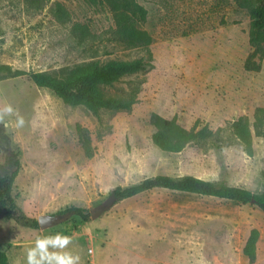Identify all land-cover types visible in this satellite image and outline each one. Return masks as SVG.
Wrapping results in <instances>:
<instances>
[{
    "label": "rangeland",
    "instance_id": "rangeland-1",
    "mask_svg": "<svg viewBox=\"0 0 264 264\" xmlns=\"http://www.w3.org/2000/svg\"><path fill=\"white\" fill-rule=\"evenodd\" d=\"M146 10L141 28L152 38L153 68L122 77L104 93L124 97L139 87L131 110L101 111L94 117L69 106L29 76L0 73V178L16 172L12 197L26 225L0 215V251L8 264H27V250L38 237H72L65 251L80 264H264V213L213 197L153 190L106 206L116 187H128L158 175L193 176L214 184L264 192V138H253L247 155L231 134L239 117L252 121L264 108V58L257 71L244 63L249 17L234 0H136ZM60 4L70 21L53 13ZM87 30L82 43L71 35ZM113 20L101 4L86 0H46L40 10L25 0H0V66L28 74L55 73L97 61L146 58L112 40ZM258 63L257 57L254 58ZM11 105L14 114L3 111ZM23 117L16 126L17 115ZM151 115L180 126L220 130L223 147L193 144L165 153L151 142ZM76 127L88 131L92 158L85 157ZM96 218L70 216L40 229L31 221L69 208ZM252 230L258 232L254 261L243 254Z\"/></svg>",
    "mask_w": 264,
    "mask_h": 264
},
{
    "label": "trees",
    "instance_id": "trees-1",
    "mask_svg": "<svg viewBox=\"0 0 264 264\" xmlns=\"http://www.w3.org/2000/svg\"><path fill=\"white\" fill-rule=\"evenodd\" d=\"M46 0H25L26 4L40 10ZM90 5H104L110 12L114 28L111 31L112 40L129 49H141L146 58L131 61H109L100 64L91 61L61 69L55 73L37 72L28 74L24 71H12L9 66H0V73L6 72L13 76H29L33 84L50 90L54 95L69 106H82L94 117L98 118L101 111L118 112L130 111L136 103L139 87H134L124 97H114L104 93V87H111L122 77L137 73H145L153 68L149 46L152 43L150 35L141 26L146 21V10L136 0H86ZM237 8L245 10L249 17L248 43L253 51L245 60L244 68L257 71L259 63L264 58V0H234ZM60 24L70 21L68 12L57 4L53 13ZM71 35L82 43L88 39L87 30L79 25L71 29ZM258 59L255 64L254 58ZM150 124L155 128L151 136L152 144L165 153H179L193 144H209L216 148L223 147L220 130L211 131L206 126L198 129L195 123L186 129L174 119H164L151 115ZM231 134L238 145L247 154L252 153L253 138H264V108H256L252 114V121L247 117H239L230 124ZM78 143L85 157L92 158L90 136L87 130L76 127ZM16 172L0 178V215L4 220H12L26 225L25 219L18 213L15 200L12 197V185ZM153 190L195 194L230 201L240 205H253L264 213V192L252 193L248 190L214 184L193 176L172 178L158 175L148 178L138 184L128 187H116L111 190L106 199V206H113L118 202L135 197L141 193ZM63 219L77 216L82 221H88L90 214L82 208H69L58 213ZM33 228L38 227L37 221H31ZM258 232L252 230L243 247V254L250 262L255 259ZM0 264H8L7 256L0 251Z\"/></svg>",
    "mask_w": 264,
    "mask_h": 264
},
{
    "label": "clouds",
    "instance_id": "clouds-1",
    "mask_svg": "<svg viewBox=\"0 0 264 264\" xmlns=\"http://www.w3.org/2000/svg\"><path fill=\"white\" fill-rule=\"evenodd\" d=\"M4 112L9 115L14 114V109L11 105H6L3 108ZM17 115L16 126L22 127L25 123L23 117ZM0 122L2 118H0ZM72 243V237L57 233L54 236L38 237L34 247L27 250V264H80V256L72 255L65 251H49L52 249H66Z\"/></svg>",
    "mask_w": 264,
    "mask_h": 264
},
{
    "label": "water",
    "instance_id": "water-1",
    "mask_svg": "<svg viewBox=\"0 0 264 264\" xmlns=\"http://www.w3.org/2000/svg\"><path fill=\"white\" fill-rule=\"evenodd\" d=\"M104 210H105V206L104 205H100L96 209H91L89 211L91 219L96 218ZM63 220L64 219L62 217H60L59 215L41 216V217L38 218L37 223H38V227L40 229H45V228H48V227H52L53 225H56V224L60 223Z\"/></svg>",
    "mask_w": 264,
    "mask_h": 264
}]
</instances>
